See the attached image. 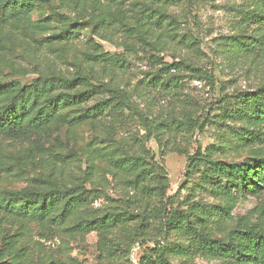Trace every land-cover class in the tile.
<instances>
[{"label":"rangeland","instance_id":"rangeland-1","mask_svg":"<svg viewBox=\"0 0 264 264\" xmlns=\"http://www.w3.org/2000/svg\"><path fill=\"white\" fill-rule=\"evenodd\" d=\"M50 2L51 7L34 10L29 22L0 29L1 81H19L28 86L40 75L73 76L82 69L93 75L94 81L128 91L140 110L162 119L180 116L185 110L200 117L206 113L213 117L221 113L216 103L223 93L250 91L264 85V27L252 20L262 7L261 0ZM56 11L69 17V21L78 20L83 32L75 38L57 39L66 25L52 16ZM119 11H122L121 15H118ZM161 13L167 18L161 30L148 34L150 44L128 51L127 29L138 27V21H146L148 16L157 19ZM38 24L41 27L37 28ZM235 44L244 45V48ZM84 53H89L91 58ZM102 53L123 55L127 66L124 69L104 66L95 60V56ZM152 55L163 61V65L183 62L200 69V73L172 71L179 78L178 88L153 91L146 88V81L158 74L162 65L154 69L150 61ZM207 72L214 76L215 88L206 80ZM108 120L97 128L52 125L29 137L10 139L0 136V192L34 186V179L41 178L63 187L73 184L103 187L106 195L121 201L114 204L117 206L124 204L125 198L133 200L136 193L129 190L130 197H125L122 178L115 176L110 165L96 153H102L105 147L108 150L103 153L126 147L128 143L130 146L135 138L145 141L146 131L137 120H130L117 126V144H109L105 134ZM225 123L228 127L221 129L219 124L207 122L202 130L197 129L191 134L176 133L172 138L166 135L167 150L160 151L153 139L146 144L166 167L175 205L187 210L190 203L200 205L208 229L213 237L220 239H226L239 218L256 208L262 202L261 198L248 196L227 206L224 199H216L199 187L198 175L186 181L187 159L171 149L181 148L193 154L199 148L204 152L214 146L220 150L215 158L228 161L264 155V147L243 139L240 121L231 119ZM103 139L104 144L100 142ZM27 151H34L35 158L26 160L24 154ZM65 156L67 159L62 161ZM109 204L102 197L94 205L105 208ZM226 210L230 216L220 226L221 215ZM76 220L56 228L50 223L0 213V242L3 239L13 242L14 252L7 256L8 264H49L51 261L102 264L97 232L68 231ZM168 244L185 250L182 256L170 257L173 264H221L219 259L194 254L191 243L181 235L171 234ZM142 255L143 250L135 248L131 256L133 263L138 264Z\"/></svg>","mask_w":264,"mask_h":264},{"label":"trees","instance_id":"trees-1","mask_svg":"<svg viewBox=\"0 0 264 264\" xmlns=\"http://www.w3.org/2000/svg\"><path fill=\"white\" fill-rule=\"evenodd\" d=\"M261 1L262 7L252 20L264 27V0ZM47 7H51L50 0H0V29L29 22L34 10ZM121 14L119 11L118 15ZM52 16L66 25L57 39L75 38L83 32L78 20L69 21V17L58 11ZM166 18L164 13L157 19L148 16L146 21H138V27L127 29L128 51L149 45L148 34L161 30ZM235 45L244 48V45ZM83 55L91 58L89 53ZM95 60L107 67L124 69L127 66L123 55L102 53L95 56ZM150 61L154 69L162 65L158 74L146 81V88L153 91L178 88L179 78L172 71L200 73V69L183 62L163 65V61L154 55ZM83 71L79 69L73 76L60 73L40 75L28 86L19 81L0 80V136L10 139L29 137L52 125L97 128L110 118L105 125L106 141L117 144V126L137 120L146 131L145 141L135 138L132 145L127 144L129 148L116 147L103 153L108 150L105 147L102 153H96L110 165L115 176L122 178L125 197H130V190L136 193V198H125L124 204L117 206L114 204L121 201L106 195L103 187L88 188L82 184L63 187L35 178L34 186L0 192V213L50 223L56 228L77 219L68 231L97 232L102 264H134L131 256L137 247L143 250L138 264H173L170 257L182 256L185 250L168 244L171 234L186 238L194 254L219 259L221 264H264V155L228 161L215 158L220 150L214 146L204 152L199 148L193 154L181 148L171 149L187 159L186 181L198 175L199 187L216 199H224L227 206H233L248 196L261 198L262 202L256 208L239 218L226 239H220L213 237L208 229L200 205L190 203L188 210L175 205L166 167L146 145L153 139L160 151L167 150L166 135L172 138L176 133L191 134L197 129L202 130L207 122L219 124L221 129L228 127L225 122L233 119L243 124L241 136L244 140L264 147V85L232 94L223 93L221 86L223 94L216 103L221 112L219 115L210 117L206 113L200 117L185 110L180 116L162 119L140 110L128 91L94 81L93 75ZM205 77L213 88L217 86L212 74L207 72ZM106 141L100 142L104 144ZM24 158L34 159V151L25 152ZM65 158L67 156L62 157V161ZM102 197L110 203L109 206L95 207V202ZM221 216L220 226L230 213L226 210ZM12 246L11 239L1 240L0 264H8L7 256L14 252ZM49 264L69 263L51 261Z\"/></svg>","mask_w":264,"mask_h":264}]
</instances>
